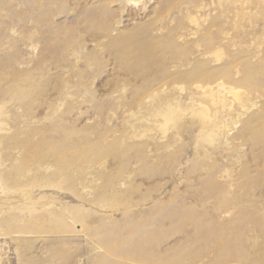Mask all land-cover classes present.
Returning a JSON list of instances; mask_svg holds the SVG:
<instances>
[{"label":"rangeland","instance_id":"374dc122","mask_svg":"<svg viewBox=\"0 0 264 264\" xmlns=\"http://www.w3.org/2000/svg\"><path fill=\"white\" fill-rule=\"evenodd\" d=\"M0 264H264V0H0Z\"/></svg>","mask_w":264,"mask_h":264}]
</instances>
